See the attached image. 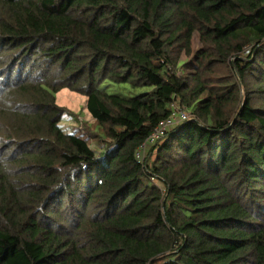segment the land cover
Returning a JSON list of instances; mask_svg holds the SVG:
<instances>
[{
    "label": "trees",
    "instance_id": "1",
    "mask_svg": "<svg viewBox=\"0 0 264 264\" xmlns=\"http://www.w3.org/2000/svg\"><path fill=\"white\" fill-rule=\"evenodd\" d=\"M0 264H264V0H0Z\"/></svg>",
    "mask_w": 264,
    "mask_h": 264
},
{
    "label": "rangeland",
    "instance_id": "2",
    "mask_svg": "<svg viewBox=\"0 0 264 264\" xmlns=\"http://www.w3.org/2000/svg\"><path fill=\"white\" fill-rule=\"evenodd\" d=\"M107 90L110 93H119L124 95H135L145 89L143 88H132L129 84H113L108 83L106 85ZM57 103L59 105L65 106L71 109L75 116L65 114L62 118L61 125L68 132L78 131L79 133H88L87 127L92 130L96 129V120L91 117L87 110V97L70 90L69 88H64L57 93ZM90 143L93 148L100 150L102 144L97 139H90Z\"/></svg>",
    "mask_w": 264,
    "mask_h": 264
},
{
    "label": "built area",
    "instance_id": "3",
    "mask_svg": "<svg viewBox=\"0 0 264 264\" xmlns=\"http://www.w3.org/2000/svg\"><path fill=\"white\" fill-rule=\"evenodd\" d=\"M188 118V114L186 112H182V111H177L175 110L171 117H169L168 119L162 121L153 131V133L151 134V136L148 138V144H153L156 143L158 141V139L162 138L166 132L173 128L177 123L185 120ZM145 146L140 149L139 153H138V157L139 158H143V156L141 154H143V150H144Z\"/></svg>",
    "mask_w": 264,
    "mask_h": 264
}]
</instances>
